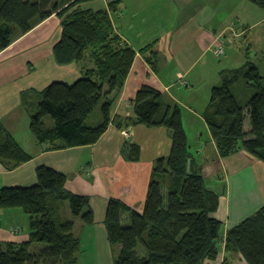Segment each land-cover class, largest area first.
I'll use <instances>...</instances> for the list:
<instances>
[{"label": "trees", "instance_id": "16d2710c", "mask_svg": "<svg viewBox=\"0 0 264 264\" xmlns=\"http://www.w3.org/2000/svg\"><path fill=\"white\" fill-rule=\"evenodd\" d=\"M91 1L0 0V53L57 14L62 33L53 49L55 61L82 66L77 81L51 82L31 113L30 129L47 149L98 142L112 122V93L124 85L136 57L114 26L111 12L119 3L110 2V9H84ZM250 1L264 10V0ZM150 47L142 48L143 53ZM147 58L156 68V53ZM253 60L248 57L242 67L224 71L222 84L211 90L205 118L222 157L247 149L264 161V73ZM102 100L101 121L93 124L89 120ZM134 109L135 120L116 116L113 122L120 128L165 126L171 131L172 149L155 162L143 211L110 199L105 216L108 240L120 246L114 264H207L218 258L222 242L248 264H264V205L224 235L223 222L214 216L220 196L208 186L190 151L181 105L165 103L159 89L144 84ZM140 157V146L132 143L128 158ZM32 158L0 121L4 167L12 170ZM37 177L35 185L1 189L0 227L3 211L21 209L29 217V239L0 241V264H80L82 239L76 221L62 216V207L68 201L74 216L93 225L91 198L69 190L67 175L52 167H38ZM35 245L38 250L33 252Z\"/></svg>", "mask_w": 264, "mask_h": 264}, {"label": "crops", "instance_id": "0c3cea01", "mask_svg": "<svg viewBox=\"0 0 264 264\" xmlns=\"http://www.w3.org/2000/svg\"><path fill=\"white\" fill-rule=\"evenodd\" d=\"M112 1L119 3L111 12L114 26L137 53L124 85L112 93V122L93 145L51 150L25 130L26 114L31 117L51 82L73 83L82 77V66L76 62L55 61L53 49L62 33L57 14L0 53V121L33 156L12 170L0 162V192L7 186L37 184V168L43 165L63 172L69 190L90 196L95 213L93 225L75 219L82 245L94 238L99 246H111L105 225L110 199L143 211L155 162L172 149L171 131L165 126L120 128L113 122L116 116L135 120L134 99L147 84L162 92L165 103L181 105L190 151L208 186L220 196L214 216L223 222L226 235L264 205V161L247 149L220 156L205 113L212 88L222 84L224 71L239 68L235 63L243 66L250 57L264 73V10L250 0H95L83 8L110 9ZM220 43L226 51L217 56ZM145 46H151L147 55L156 53V68L143 53ZM132 143L140 146V160L128 158ZM28 225L29 217L21 209L3 211L0 241H27ZM207 264L248 263L222 242L218 258Z\"/></svg>", "mask_w": 264, "mask_h": 264}, {"label": "rangeland", "instance_id": "374dc122", "mask_svg": "<svg viewBox=\"0 0 264 264\" xmlns=\"http://www.w3.org/2000/svg\"><path fill=\"white\" fill-rule=\"evenodd\" d=\"M234 54L233 56L236 57L237 54L236 53ZM234 65H237V67H241L242 63L241 64L235 63ZM228 67H231V66H228ZM102 103H103V100L96 106L94 112L91 115V118L89 121L93 124H97L101 121ZM48 122H50V117H48ZM24 124H25V130L29 132L28 134L30 136L32 131L30 129V118L27 114H26V118L24 119ZM26 126H27V129H26ZM62 216L65 219H74V220L76 218H78V220L81 219L80 217H76L73 215L71 207H70V203L68 201L64 202V205L62 208ZM28 228H29V225H28ZM84 239H86V237ZM101 245L102 246H99V243H97L94 238L91 241L83 240L82 252L79 254L80 264H114V259H116L120 253V246L111 245L112 246L111 247L109 245L108 247H106L105 245H103V243H101ZM37 250H38L37 245L31 248V251L33 252Z\"/></svg>", "mask_w": 264, "mask_h": 264}, {"label": "built area", "instance_id": "2783aa9c", "mask_svg": "<svg viewBox=\"0 0 264 264\" xmlns=\"http://www.w3.org/2000/svg\"><path fill=\"white\" fill-rule=\"evenodd\" d=\"M225 51H226L225 46L222 43H220L218 44V47L216 48L215 53L217 54V56H221L222 54L225 53ZM125 133L128 134V130Z\"/></svg>", "mask_w": 264, "mask_h": 264}, {"label": "water", "instance_id": "95a60500", "mask_svg": "<svg viewBox=\"0 0 264 264\" xmlns=\"http://www.w3.org/2000/svg\"><path fill=\"white\" fill-rule=\"evenodd\" d=\"M189 163H191V162H189ZM190 168H191V167H190V164H189L188 169L190 170Z\"/></svg>", "mask_w": 264, "mask_h": 264}]
</instances>
